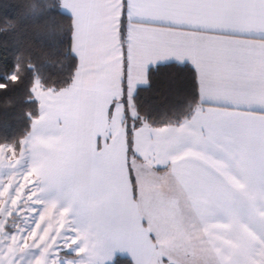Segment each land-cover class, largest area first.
<instances>
[{"label": "snow or ice", "instance_id": "obj_1", "mask_svg": "<svg viewBox=\"0 0 264 264\" xmlns=\"http://www.w3.org/2000/svg\"><path fill=\"white\" fill-rule=\"evenodd\" d=\"M13 7L0 264H264V0Z\"/></svg>", "mask_w": 264, "mask_h": 264}, {"label": "trees", "instance_id": "obj_2", "mask_svg": "<svg viewBox=\"0 0 264 264\" xmlns=\"http://www.w3.org/2000/svg\"><path fill=\"white\" fill-rule=\"evenodd\" d=\"M19 0H0V19H6V15H11L14 11V5H16ZM3 38H0L2 40ZM186 72L177 77L176 70L165 69L164 73L170 74L173 77H177L179 80H184L186 77ZM17 129V121L11 114L5 115V113L0 110V134L7 132L8 134L13 133Z\"/></svg>", "mask_w": 264, "mask_h": 264}]
</instances>
